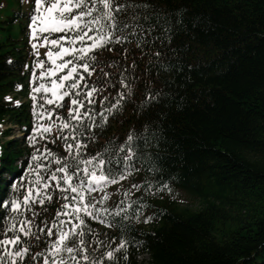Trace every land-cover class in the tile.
Returning <instances> with one entry per match:
<instances>
[{
  "label": "trees",
  "instance_id": "trees-1",
  "mask_svg": "<svg viewBox=\"0 0 264 264\" xmlns=\"http://www.w3.org/2000/svg\"><path fill=\"white\" fill-rule=\"evenodd\" d=\"M134 2L155 5L164 19H171L173 32L178 34L163 47L156 40L141 50L133 41L98 51L95 71L91 76L83 73L89 84H102L95 95L97 111L102 110L101 97H108L107 105L115 101L117 89L127 92L119 84L123 78L132 84L134 95L123 101V110L115 118L108 117L105 128L93 129L97 139L88 143L86 152L94 155L113 138L123 143L131 130L141 132L151 123L153 129H161L164 142L141 150L151 156L159 153L163 168L149 172L142 158L135 165L137 171L91 194L99 201L107 193L108 199L98 207L114 210L119 205L132 218L121 221L122 228L86 218L93 229L86 238L88 251L99 257L117 247L123 235L127 249L117 253L115 264H144L138 260L142 255L150 257L149 264H264V0ZM178 9L185 10L181 25L175 23L180 19L175 16ZM33 10L34 0H0V125H16L26 135L23 140L5 141L7 130L0 139V198L10 191L11 180L3 177L20 176L29 164L34 147L28 137L34 123H44L34 119L31 89L41 82V69H35L34 80L33 66L37 59L47 66L48 47L37 40L38 57L31 47L27 26ZM159 32L156 28L153 35ZM156 51L182 71L157 73L153 66ZM149 88L163 89L176 100L171 107L160 104L143 113L135 111L134 105ZM19 96L27 100L21 103ZM69 102L65 97L64 108L46 107L52 109L53 118L57 113L67 116ZM46 136L37 137L36 149L46 146L56 155L66 154L62 140L56 138L55 124ZM163 183L168 189L161 187ZM60 195L59 190L53 191L50 201L34 204L26 213L34 221L35 235L23 238L26 244L22 246H29L30 251L19 264H42L43 256L32 257L46 254L56 236L55 229L48 237L47 229L42 233L37 226L51 225L64 203ZM183 197L198 206L182 204ZM141 203L144 207L137 219L134 213ZM137 242L140 246H135Z\"/></svg>",
  "mask_w": 264,
  "mask_h": 264
},
{
  "label": "snow or ice",
  "instance_id": "snow-or-ice-1",
  "mask_svg": "<svg viewBox=\"0 0 264 264\" xmlns=\"http://www.w3.org/2000/svg\"><path fill=\"white\" fill-rule=\"evenodd\" d=\"M34 4L29 24L31 47L37 57V40L48 50L47 66L44 60L39 59L33 66V79L36 77L35 69L39 68L41 82L32 87L31 98L34 101V119L44 123H34L28 137L29 144L34 147L29 164L19 177L10 178V191L7 197L0 198V210L3 211L0 215V232L3 233L0 237V264H19L24 260L30 247L22 246L26 244L23 238L35 235L32 232L34 221L26 213L32 210V205L50 201L55 190H59L60 199L64 201L62 208L57 210L51 225L37 227L42 233L46 228L48 237L53 236L55 229L56 239L50 242L46 254L37 253L32 259L43 256L42 264H104L105 260L108 264H115L117 253L121 249L126 252L128 241L122 235L117 247L99 257L92 255L86 238L93 229L86 218L108 227L122 228L120 222L132 217L126 208L119 205L114 210L98 207L108 199L107 193L99 201L91 198V194L103 191L137 171L135 165L142 158L148 163L147 171L158 173L163 168L164 158L159 153L151 156L141 149L158 147L164 142V137L159 127L153 129L152 124L147 123L141 132L131 130L123 143H117L113 138L100 151L88 155V143L97 139L93 129L105 128L108 117L115 118L117 111L122 112L123 101L130 99L134 92L132 84L125 82L127 78L121 79L119 84L127 92L117 89L115 101H109L107 105L108 97H101L102 110L97 111L95 95L102 89V84H89L83 73L91 76L95 71L99 50H111L116 44L125 45L133 41L141 50L156 40H160L163 47L165 43L170 44L178 33L173 32L171 19H164L156 11V6L150 3H136L134 0H34ZM184 11L176 10L175 16L180 17L175 21L177 25L184 23ZM154 17L155 23L152 22ZM196 22H199L198 17ZM156 28L160 29L159 35H153ZM171 51L178 52V49ZM161 55L160 51L154 53L156 63L153 66L157 73L174 69L182 71L178 65L163 61ZM110 87L115 85L110 84ZM37 94H40L39 104L36 103ZM65 97L70 101L67 116L57 113L53 118L52 109L46 106L64 108L66 105L62 102ZM175 100L172 93L149 88L145 89L140 103L134 105V110L143 113L160 104L171 107ZM37 108L40 109L38 112ZM97 116L99 123L96 122ZM54 124L56 138L62 140L65 148L66 154L62 156L54 154L46 146L43 150L35 148L37 137L47 139L46 134L53 131ZM152 141L156 143L152 144ZM132 187L138 189L140 185L133 184ZM148 187L151 189L152 185L149 183ZM161 187L168 189V184L163 183ZM143 207L142 203L136 207L134 215L137 219ZM149 219L146 218L145 222ZM135 246H140L139 242ZM124 259H127L126 255Z\"/></svg>",
  "mask_w": 264,
  "mask_h": 264
},
{
  "label": "rangeland",
  "instance_id": "rangeland-1",
  "mask_svg": "<svg viewBox=\"0 0 264 264\" xmlns=\"http://www.w3.org/2000/svg\"><path fill=\"white\" fill-rule=\"evenodd\" d=\"M19 99H20V101H26L25 97L21 98V96H19ZM5 129H10V137H8L7 141L20 139L21 133L19 131V127L16 125H12V124H7L6 126L0 127V138L2 137ZM182 204L189 205L192 207L198 206V203L196 204V202H194V200H192L189 197H183ZM138 260L141 263L149 264L150 257L148 255H142V256L138 257Z\"/></svg>",
  "mask_w": 264,
  "mask_h": 264
}]
</instances>
